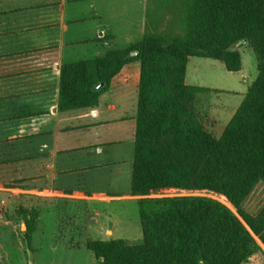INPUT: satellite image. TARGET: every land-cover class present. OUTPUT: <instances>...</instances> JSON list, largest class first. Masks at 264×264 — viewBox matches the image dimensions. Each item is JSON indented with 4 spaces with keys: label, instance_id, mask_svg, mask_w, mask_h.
<instances>
[{
    "label": "trees",
    "instance_id": "trees-1",
    "mask_svg": "<svg viewBox=\"0 0 264 264\" xmlns=\"http://www.w3.org/2000/svg\"><path fill=\"white\" fill-rule=\"evenodd\" d=\"M163 6L172 13L165 26L150 12L132 45L60 67L59 110L81 113L99 104L125 65L139 63L130 192L140 196L143 237L134 244L87 238L84 246L96 264H245L264 250V206L257 213L244 207L264 182V0ZM243 44L256 54L258 75L217 136L195 108L198 93L212 89L186 82L188 60L213 58L238 71ZM172 188L224 195L229 203L202 194L153 196Z\"/></svg>",
    "mask_w": 264,
    "mask_h": 264
},
{
    "label": "crops",
    "instance_id": "crops-1",
    "mask_svg": "<svg viewBox=\"0 0 264 264\" xmlns=\"http://www.w3.org/2000/svg\"><path fill=\"white\" fill-rule=\"evenodd\" d=\"M81 2L90 0H0V194L23 213L34 209L37 224L44 214L58 212L62 201L68 216L85 208L84 228L103 229V221L92 217L100 215L96 205L137 199L130 192L134 150L128 155L125 145L126 136L134 139L137 107L132 115L117 112L120 101L137 89L139 63L125 65L91 110L60 112V67L68 48L101 44L107 32L114 33L103 8L93 16L79 15ZM89 6L94 8L93 3ZM85 20L96 22V34L90 32L95 36L66 40L73 24L77 31L70 36L82 33L79 27H86ZM132 65L137 66L134 86L125 76ZM119 77L125 87L117 90L114 81ZM127 162L130 180L123 193L87 186L94 177L119 185ZM31 199L35 203L29 205ZM104 230L113 234L111 227Z\"/></svg>",
    "mask_w": 264,
    "mask_h": 264
},
{
    "label": "rangeland",
    "instance_id": "rangeland-1",
    "mask_svg": "<svg viewBox=\"0 0 264 264\" xmlns=\"http://www.w3.org/2000/svg\"><path fill=\"white\" fill-rule=\"evenodd\" d=\"M164 1L90 0L94 8L90 7L88 2L79 3V15L89 14L93 16L97 8H103L106 22L110 24L114 33L107 32L106 36L101 39V44L97 42L96 44H77L74 48L70 46L68 48L69 55H66L65 61L93 58L109 48H123L132 45L142 38L150 12L154 13L152 15L154 18L162 17L160 26H165L167 19L172 17V13L170 9L163 6ZM181 1L170 0L172 4H179ZM95 23L93 20H85L86 27H79L82 33L72 38L70 35L77 31L76 25L73 24L72 31L66 40L75 41L83 38H93L95 35L90 32L96 34ZM105 39L107 43H103ZM238 50L242 55V68L238 71L228 70L220 60L197 56L190 57L187 65L186 82L188 84L212 89L211 91L205 90L198 93L195 108L206 127L217 136H220L223 132L242 103L249 86L258 75L257 57L252 48L247 44H243L238 47ZM132 55H135V53L132 52ZM137 63L136 61L132 64ZM134 65L125 73V76L129 77L130 86L137 83V66ZM120 78L114 81V87L117 90L125 87L124 84L119 82ZM137 95V89L128 92L127 97L124 98L125 100L120 101L121 109L117 113L126 112V114L132 115L137 107ZM133 140V137H125L126 149L128 147L130 150V153H128L129 150L126 151V155L127 153L130 156L133 155ZM128 167L129 163L127 162L119 185L107 184L102 180L97 181V178L94 177L90 178L87 186H99L123 193L127 190L130 180ZM190 194L211 195L229 203L224 195L177 188L160 190L153 196ZM138 197L140 196L137 195L136 198ZM2 199L5 203L1 201ZM15 200H17L15 204L21 205L18 199ZM30 203L34 204L35 199L29 200V205H31ZM57 205L59 206L58 212L44 214L43 222L37 224L38 214L34 209L29 213H23L21 212V206L12 208V199L0 194V264H96L95 255L84 246V241L87 238L102 240L121 238L132 244L142 240L143 233L139 207L135 199L115 200L110 204L104 202L96 205L100 215H92V217L94 220L103 221L105 226L103 229L94 228L95 225H91L92 227L88 229L84 228V222H82L86 216L84 207V210L80 208L83 210L82 212L68 216V208L65 203L61 201ZM262 206H264V182H260L255 187L244 204L245 209L251 213H257ZM77 218L80 219L77 220ZM56 222L59 224L57 225ZM68 222L71 226H68ZM107 227L113 229L112 235L106 234L104 229ZM245 264H264V250L253 254Z\"/></svg>",
    "mask_w": 264,
    "mask_h": 264
},
{
    "label": "water",
    "instance_id": "water-1",
    "mask_svg": "<svg viewBox=\"0 0 264 264\" xmlns=\"http://www.w3.org/2000/svg\"><path fill=\"white\" fill-rule=\"evenodd\" d=\"M135 54L137 53L136 51L134 52ZM103 85V83H101L99 86H102Z\"/></svg>",
    "mask_w": 264,
    "mask_h": 264
},
{
    "label": "built area",
    "instance_id": "built-area-1",
    "mask_svg": "<svg viewBox=\"0 0 264 264\" xmlns=\"http://www.w3.org/2000/svg\"><path fill=\"white\" fill-rule=\"evenodd\" d=\"M166 190V189H165ZM214 195H217V194H214Z\"/></svg>",
    "mask_w": 264,
    "mask_h": 264
}]
</instances>
